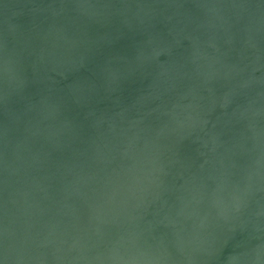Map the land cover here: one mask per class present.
<instances>
[{"label": "water", "instance_id": "water-1", "mask_svg": "<svg viewBox=\"0 0 264 264\" xmlns=\"http://www.w3.org/2000/svg\"><path fill=\"white\" fill-rule=\"evenodd\" d=\"M0 264H264V0H0Z\"/></svg>", "mask_w": 264, "mask_h": 264}]
</instances>
